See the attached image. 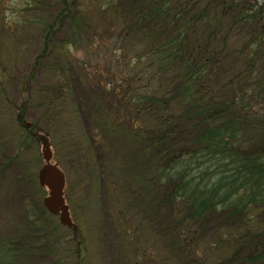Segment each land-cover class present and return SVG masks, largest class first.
Wrapping results in <instances>:
<instances>
[{"label": "trees", "instance_id": "trees-1", "mask_svg": "<svg viewBox=\"0 0 264 264\" xmlns=\"http://www.w3.org/2000/svg\"><path fill=\"white\" fill-rule=\"evenodd\" d=\"M18 11L19 36L0 30V76L18 65L5 45L38 44L23 81L43 70L51 113L79 105L74 86L86 88L107 164L131 193L111 192L107 208L132 207L129 197L155 206L153 220L136 216L168 264H264V0H28ZM74 49L105 57L107 88L79 74ZM28 101L17 120L40 142V122L24 125ZM71 242L81 258L86 242ZM0 264H21L13 241L0 240Z\"/></svg>", "mask_w": 264, "mask_h": 264}, {"label": "rangeland", "instance_id": "rangeland-1", "mask_svg": "<svg viewBox=\"0 0 264 264\" xmlns=\"http://www.w3.org/2000/svg\"><path fill=\"white\" fill-rule=\"evenodd\" d=\"M43 1L47 6L56 4V0ZM27 2L0 0L3 39L10 41L19 36L21 28L13 22L22 15L18 10ZM41 50L38 44L28 52L13 43L3 47L2 54L10 56L11 62L18 65L14 72L8 70L0 76V240L14 242L21 264H168L157 244L147 239L145 224L136 216L143 208L146 209L142 210L144 220H153L159 215L155 206L143 207L131 197L132 207L127 205L125 209L119 207L113 211L106 206L112 204L111 192L117 196L131 193L120 181L119 171L107 164V139L94 129L85 103L89 100L86 88L74 86L73 99L79 98V105L60 103L51 113L40 91L39 74L43 70H39L37 80L24 83V76ZM72 54L86 63L85 69H80L81 76L88 72L93 84L107 88L109 63L104 56H87L75 49ZM26 94L29 101L24 120L40 122L38 131L46 136L53 151L51 162L57 163L65 173V198L76 230L63 225L59 215L55 222L45 221L41 216V202L48 195L44 187L40 202L38 173L45 164L42 141L29 139L17 120L18 106L24 103ZM123 222L128 235L120 239L118 227ZM74 235L86 242V252L81 258L71 242Z\"/></svg>", "mask_w": 264, "mask_h": 264}, {"label": "water", "instance_id": "water-1", "mask_svg": "<svg viewBox=\"0 0 264 264\" xmlns=\"http://www.w3.org/2000/svg\"><path fill=\"white\" fill-rule=\"evenodd\" d=\"M27 127L32 125L31 122H25ZM43 138L42 136L40 137ZM42 157L45 164L38 173L40 185L48 189V195L43 198L47 210L60 216V222L63 225L77 229L72 220L70 208L65 198L66 176L57 163H52L53 151L49 140L45 137L42 139Z\"/></svg>", "mask_w": 264, "mask_h": 264}]
</instances>
